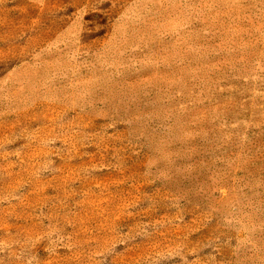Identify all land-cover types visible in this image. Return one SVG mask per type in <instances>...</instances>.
I'll return each mask as SVG.
<instances>
[{
  "label": "rangeland",
  "instance_id": "1",
  "mask_svg": "<svg viewBox=\"0 0 264 264\" xmlns=\"http://www.w3.org/2000/svg\"><path fill=\"white\" fill-rule=\"evenodd\" d=\"M0 264H264V0H0Z\"/></svg>",
  "mask_w": 264,
  "mask_h": 264
}]
</instances>
